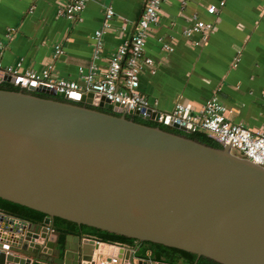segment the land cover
I'll list each match as a JSON object with an SVG mask.
<instances>
[{
    "label": "water",
    "instance_id": "water-1",
    "mask_svg": "<svg viewBox=\"0 0 264 264\" xmlns=\"http://www.w3.org/2000/svg\"><path fill=\"white\" fill-rule=\"evenodd\" d=\"M135 117L157 113L34 82L0 88V198L46 214L40 226L0 211L10 234H0V264H110L114 251L120 264H151L83 235L59 241L55 217L219 264H264V167Z\"/></svg>",
    "mask_w": 264,
    "mask_h": 264
},
{
    "label": "crops",
    "instance_id": "crops-1",
    "mask_svg": "<svg viewBox=\"0 0 264 264\" xmlns=\"http://www.w3.org/2000/svg\"><path fill=\"white\" fill-rule=\"evenodd\" d=\"M69 1L0 0L1 67L41 72L50 64V78L74 79L82 84V75L90 66H94L99 74L106 58L130 37L145 3V0H87L76 18L70 20L64 14ZM220 1L163 2L162 13L151 24L144 45V56L154 62L153 72H143L139 76L138 89L161 112L186 102L198 109L217 95L232 123L264 130L261 99L264 89V0H225L219 7ZM208 4L218 7L216 14L206 12ZM108 6L113 8L115 15L103 28L102 47L95 53L93 35L102 28ZM193 14L215 26L205 38L201 34L192 37L198 45H191L183 35ZM165 43L171 45V51H163ZM57 46L61 48L58 53ZM4 224L0 222L1 227ZM0 234L10 236L2 230ZM78 236L76 231L68 232L64 241L74 244ZM81 238L98 241L86 234ZM112 244L124 247L122 256L126 250H131L136 261L159 263L139 257L137 251H144L140 244ZM114 252L110 258H116V264H120L118 252ZM149 254V250L144 251L145 256ZM24 256L31 257L27 253ZM102 258L106 256L98 261Z\"/></svg>",
    "mask_w": 264,
    "mask_h": 264
},
{
    "label": "built area",
    "instance_id": "built-area-1",
    "mask_svg": "<svg viewBox=\"0 0 264 264\" xmlns=\"http://www.w3.org/2000/svg\"><path fill=\"white\" fill-rule=\"evenodd\" d=\"M86 1L70 0L64 10L65 16L70 20L75 19L84 8ZM164 1L145 0L143 11L135 24L133 33L106 58L105 66L99 70V74L94 66H90L82 75V84L74 79L50 78L49 73L52 68L50 64L41 72L33 70L20 72L15 67L3 68L0 65V79L6 76L12 77L14 79L12 85L20 89H27L29 84L34 82L36 86L44 85L65 95L94 92L104 96L112 105H121L124 109L140 112L143 116L156 112L157 120L151 122L167 127L177 124L192 133L203 132L210 138L229 145L232 154L264 167V130H254L232 123L217 95H213L198 109H194L190 103L186 102L177 103L168 112H161L156 110L154 104L139 91V76L143 72H153L154 62L151 58L144 56V45L151 24L155 23L162 13ZM224 2L225 0H221L219 7H222ZM205 10L208 14L214 15L218 7L208 4ZM114 15L113 8L108 6L102 28L96 30L93 35L95 53L102 47L103 28ZM214 29L213 23L206 22L197 14H193L189 17V23L183 35L191 45H198L199 42L192 37L195 34H201L205 38ZM162 47L166 52L172 50L170 44L165 43ZM60 51L61 48L57 46L56 52ZM261 99L264 113V89L261 92ZM116 263L117 259L112 258L110 264Z\"/></svg>",
    "mask_w": 264,
    "mask_h": 264
},
{
    "label": "trees",
    "instance_id": "trees-1",
    "mask_svg": "<svg viewBox=\"0 0 264 264\" xmlns=\"http://www.w3.org/2000/svg\"><path fill=\"white\" fill-rule=\"evenodd\" d=\"M0 88L16 91L20 90V88L18 87H13L5 84H0ZM134 120L148 125H159L163 129H169V127L167 126L150 121L147 122L142 119H139L138 117H135ZM186 136L210 146L220 147L215 140H213L203 132H193L190 134H186ZM0 211L38 224H41L44 218L46 217V214L41 211L34 210L29 207L2 198H0ZM52 230L57 233L59 241L62 242L65 239L66 233L76 231L78 235H90L92 237H95L98 241L105 243H119L130 246L140 244L144 247V251L149 250L150 254L149 256H145L144 251H137V255L141 258H146L153 262H164L169 264H219L213 260L207 259L202 256L197 257L195 254L184 250L148 241H138L136 239L124 235L111 233L86 225H78L75 222L58 217H55L53 219Z\"/></svg>",
    "mask_w": 264,
    "mask_h": 264
}]
</instances>
